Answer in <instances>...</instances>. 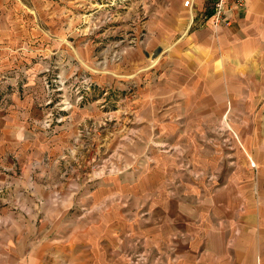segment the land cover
<instances>
[{"label": "crops", "instance_id": "0c3cea01", "mask_svg": "<svg viewBox=\"0 0 264 264\" xmlns=\"http://www.w3.org/2000/svg\"><path fill=\"white\" fill-rule=\"evenodd\" d=\"M163 1L167 5L156 18L132 19L137 42L117 66L95 75L102 85L119 89L118 124L129 120V114L141 127L132 133L147 131L149 144L154 136L187 145L200 122L240 120L243 127L236 128L243 151L237 153L247 158L240 165L256 167L260 174L255 179L229 177L230 187L212 192L180 189L173 196L164 193L165 180L156 171L148 178L149 188L156 184L161 193L149 203L148 221L128 222L129 215L118 207L84 213L69 207L1 209L0 264H128L126 239L163 247L181 233L186 237L178 240L171 256L154 264H264V0L230 2L226 20L218 26L212 19L215 0H191L188 6L186 0ZM13 52L7 54L10 68L16 66ZM42 100L13 95L0 111V167L12 170L17 159L23 177L33 165L37 176H46V167L62 162L52 158V150L67 149L82 117L102 120L101 111L75 109L55 126L58 138L50 137L41 126ZM95 127L101 135L108 133L103 124L95 122ZM152 155L151 167H165ZM235 180L244 187L232 188ZM111 181L99 182L102 197L109 194ZM134 182L130 188L137 193L142 185Z\"/></svg>", "mask_w": 264, "mask_h": 264}, {"label": "rangeland", "instance_id": "374dc122", "mask_svg": "<svg viewBox=\"0 0 264 264\" xmlns=\"http://www.w3.org/2000/svg\"><path fill=\"white\" fill-rule=\"evenodd\" d=\"M166 5L163 0H0V111H5L13 95L43 98L40 103L46 109L41 126L50 137L59 135L55 126L65 119L64 114L85 107L102 112L99 122L82 120L84 117L78 121L67 149L56 146L52 150V158L62 162L46 167V176H37L33 165L23 177L17 159L12 170L0 167V210L44 206L76 208L84 213L118 207L129 215L128 222L148 221L149 203L161 193L156 184L149 188L148 178L156 171L165 180L164 193L173 196L180 189L181 193H195L204 187L212 192L218 186L230 187L226 183L229 177L250 175L255 179L260 174L256 167L240 165L247 159L244 153H237L241 134L236 126L243 127L240 120L200 122L199 132L188 137L187 145L161 142L154 136L149 144L147 131L132 133L141 127L129 114V120L118 124L122 122L116 114L119 89L102 85L95 75L117 66L125 50L137 42V24L132 19H154ZM11 51L17 57L16 66L10 68L7 54ZM32 67L39 69L31 71ZM95 122L103 124L108 133L101 135ZM152 153L167 163L165 167L150 166ZM104 178L114 183L102 197L98 188ZM132 180L142 185L137 193L130 188ZM235 182L232 188L244 187L242 181ZM256 186L253 184L254 190ZM3 222L0 231L5 229ZM185 237L175 235L163 247L150 246L145 239H126L123 254L128 264L161 263Z\"/></svg>", "mask_w": 264, "mask_h": 264}, {"label": "built area", "instance_id": "2783aa9c", "mask_svg": "<svg viewBox=\"0 0 264 264\" xmlns=\"http://www.w3.org/2000/svg\"><path fill=\"white\" fill-rule=\"evenodd\" d=\"M230 2H234L237 5H242L243 0H215L213 5L212 19L216 26L220 25L226 20V13L229 9ZM189 3H191V0H186L184 5L188 6Z\"/></svg>", "mask_w": 264, "mask_h": 264}]
</instances>
